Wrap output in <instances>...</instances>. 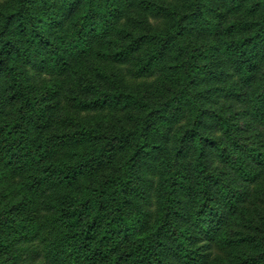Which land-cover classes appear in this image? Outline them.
I'll list each match as a JSON object with an SVG mask.
<instances>
[{"label": "trees", "instance_id": "16d2710c", "mask_svg": "<svg viewBox=\"0 0 264 264\" xmlns=\"http://www.w3.org/2000/svg\"><path fill=\"white\" fill-rule=\"evenodd\" d=\"M223 1L225 13L217 16L208 0H184L166 8L164 28L135 20L139 32L123 15L136 7L133 0H7L0 6V264H204L225 248L226 227L246 213L242 204L251 192H224L206 157L219 141L199 129L214 120L230 128L243 116L226 117L209 102L255 81L264 58V0ZM136 3L139 10L153 6ZM237 14L241 19L232 21ZM197 28L211 38L246 33L225 44L231 73L222 69V46H196L188 38ZM168 56L172 63L164 65ZM122 65L144 77L167 70L178 89L149 103L145 94L122 89ZM43 74L66 78L37 86L34 78ZM234 74L229 88L198 90L207 79L224 85ZM68 79L81 86L66 88ZM114 79L121 88L106 89ZM61 91L95 121L78 123L69 105L60 108ZM256 99L264 104V80ZM128 107L141 113L132 130L106 126ZM187 112L192 127L174 157L183 160L196 146L200 168L192 177L166 161V140H159ZM118 148L127 151L115 173L95 179ZM228 153L237 161L263 158L260 149L233 144ZM261 159L254 164L262 166ZM150 173L159 177L157 185ZM152 193L159 212L151 218L141 208Z\"/></svg>", "mask_w": 264, "mask_h": 264}, {"label": "rangeland", "instance_id": "374dc122", "mask_svg": "<svg viewBox=\"0 0 264 264\" xmlns=\"http://www.w3.org/2000/svg\"><path fill=\"white\" fill-rule=\"evenodd\" d=\"M6 1L7 0H0V6L3 7ZM133 1H135L134 6L136 7L131 6L124 8L123 15L124 19H127L128 22L130 21L129 26L134 28L135 32H139L138 28H135L138 26L133 25L135 20H145L147 24L146 27H150V29L164 28L166 26L164 16L166 8L172 9L175 5H184V0H150V3L153 5L151 8L139 10L136 3L137 0ZM208 1L213 15L218 16L220 12L225 13L223 12L225 9V1ZM230 19H232V21H239L241 16L237 14L236 17L230 16ZM227 20L228 19H226L224 23L227 22ZM244 35H246V33L240 31L235 32L233 35L232 33H223L211 38L210 36L204 35V33L197 28L188 38L193 40V44L196 46H201V44L206 46L213 44L222 46L221 48L223 49H221V51L223 54L220 57L224 62V67H222V69L231 73V70L227 66V64L229 65L231 63V60L228 58L225 44L230 39L234 40ZM224 53L227 54V56H224ZM91 63L92 61H89L85 66L87 68L86 71L91 69ZM171 63L172 61L168 56L164 61V65H169ZM258 66L259 71L255 73V81L247 83L245 86L243 85L245 91L232 90V93L228 96L216 97L214 102H209L210 107H213L216 112H220L226 117L237 111L243 113V116H238L237 119L233 118V127L222 129V126L214 120L206 121L199 129L205 138L207 137L209 140L216 139L219 141V144L216 146H208L209 151L206 157L208 158V171L218 177L219 185L225 188L224 192L229 188L240 191L239 187H245L251 192V195L247 197L242 204L246 213L235 221H229L226 227L227 245L222 250H215L214 255L209 257L204 264H264V104H261L256 99L259 97L261 89L263 88L264 58L259 59ZM117 68H120L121 71L118 74L119 80H122V89L125 92L136 91L138 93L140 92L139 95L145 94L149 103L154 104L159 100L161 95L170 94L178 89V85L171 82L172 78L167 75V70L160 72L154 71L150 76L144 77L141 75H134L132 69H130L128 65H122ZM31 72L32 74L36 73L35 71ZM54 75L52 77L46 74L37 75L34 78V83L36 82V85L39 86V84L42 85L45 82L49 83V80L51 82L54 80L63 81L66 78V75H62L58 78ZM237 79L238 75H230L224 85L220 82L215 83V81H211L213 79H207L204 85H201L198 90L213 86V88L219 86L229 88L232 81ZM68 80L69 83L66 84V88L68 89H77L81 86L80 83L76 82L74 79ZM119 80L117 81L114 79V81L105 88L110 90H114V88L120 89ZM62 92L63 91L59 93L57 98L60 108L64 109L69 105L71 116L77 117L79 119L78 123L89 125L95 121L96 115H94V113L84 108L81 109V106L76 104L77 102L75 103L73 99L67 102L69 93ZM238 92L239 97L237 98ZM140 114V111L133 107L124 108L119 110L118 114L113 115L112 118H108L105 124L110 129H114V131L123 130L122 132H127L134 128L135 118ZM191 118L192 114H189V112H187L184 117L177 118L172 125L167 126V129H165V136L159 139L166 140L163 143L164 147L167 149L166 152L169 153L165 158L166 161L173 166L179 165L182 169L186 168V173H188L189 177L195 176L197 169L200 168L199 152L196 151V146L188 149L183 160L175 159L174 156L176 150L180 146V137L187 130H191ZM55 126H57V124H55ZM232 144L237 145L238 148L242 146V148H250L253 150L260 149V151L263 152V158L261 159L259 156L253 155L252 157H255L253 160L246 158L248 160L246 161L245 158H242L240 161H237V156H232V154L228 153ZM126 151L127 150L124 148H118L115 154L116 157L113 159L114 161L98 170L95 179L100 180L107 176V174H114ZM163 154H165V152H163ZM260 159L263 161L262 166L254 164L255 161H259ZM162 160L164 161V157ZM241 170L246 171L244 175L241 173ZM148 175L151 176L149 178H153V182L157 185L159 177H155L153 173ZM225 195L226 194L221 193L220 198L224 197L226 200ZM216 202V198L211 201L212 205L216 204ZM141 210L151 215V218L158 215V202L154 193L151 194L149 202L146 201L144 203ZM130 212L138 216L135 207H132Z\"/></svg>", "mask_w": 264, "mask_h": 264}]
</instances>
